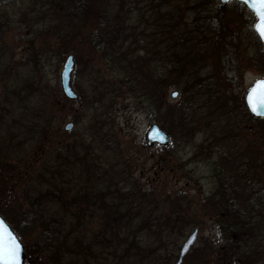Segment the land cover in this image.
Masks as SVG:
<instances>
[{
    "label": "rangeland",
    "instance_id": "374dc122",
    "mask_svg": "<svg viewBox=\"0 0 264 264\" xmlns=\"http://www.w3.org/2000/svg\"><path fill=\"white\" fill-rule=\"evenodd\" d=\"M204 1L207 0L187 3L198 4L196 11L200 16L213 15L218 0L215 3L208 0L207 7L200 4ZM34 3L36 0H0L1 136L10 138V129L5 126L11 119L9 113L17 117L22 103L31 94L25 85L24 92L20 81L28 79L30 85L34 82L33 90L37 97H44L43 104L52 117V128H49L52 136L58 134L67 142L84 139L87 143L92 138L101 137L106 142V136L114 137L112 143L117 145L116 154L112 153L107 162L102 159L101 163L105 167L113 166L115 170L124 163L130 165L129 178L132 177L142 192L152 193L157 202L156 206L146 202V208L133 220L135 230L146 225L148 217L155 219L151 222L157 224L150 232L139 234L142 248L138 252L125 257L113 252L110 247L94 249L88 264H173L181 244L194 229L198 230L197 240L183 264H264V216L257 217L256 209L251 211L258 207L257 210L261 208L260 213L264 214V120H248L243 103L249 87L256 80L264 79V55L245 29L250 18L238 13L232 5L226 6V19L232 21L227 39L230 36L236 42L227 56L216 59L220 53H215L214 60L203 65L201 71H198L201 68L194 70L188 79H196L195 82L202 80L199 86H207L202 92L194 86L191 91L195 93L188 98L190 107L185 109L184 119L174 121L172 114L184 99L180 90L170 88L161 97V108L155 111L151 107L152 102L145 96L123 93L115 71L117 65L102 57L99 49L90 50L87 46L76 47L75 56L79 58L73 57L70 87L77 99L67 100L60 88V73L66 58L73 56V52L66 50L68 46H65L62 50L66 52L50 53L55 56L38 55L37 65H34L40 39L38 29L42 22L23 18L24 11L34 19L35 13L42 10L35 8ZM4 15L10 21L9 26L1 23ZM45 20L54 25L50 18ZM204 37L207 44L209 37ZM45 40L49 41L44 46H53L52 38ZM138 54L145 55L142 50ZM191 91L188 90L187 94H193ZM173 93H177L176 98H171ZM69 123L73 124V128L65 132L64 127ZM154 124L165 128L161 129L170 140L166 148L145 146L144 134ZM100 145L95 146L104 149ZM97 147L94 152L99 156L101 153ZM46 152L45 147L38 148V152L31 147L25 158L40 165L42 155L44 158L47 156ZM228 171L238 186L252 191L246 214L239 221L243 223L250 219V231L243 241L236 239L230 243L234 249L242 248L237 251L238 254H224L229 233L223 232L224 227L200 207L202 199L217 187L216 173L227 172L229 175ZM13 179L20 184V179ZM121 180L118 187L125 192L132 181ZM19 184H16L17 190H20ZM2 194V208L6 201L11 203V207L14 202L26 208L21 194L18 200L8 192ZM40 204L41 210L54 208L47 211L48 216L58 217L54 214L57 208L54 203ZM12 209L15 210L16 206ZM94 216L91 220L82 219V222L89 221L88 228L96 236L102 233V223ZM42 234L38 230L33 235L24 236V239L19 236L24 247L25 264H44L45 258L40 259L35 249V237ZM258 256L262 261L257 260Z\"/></svg>",
    "mask_w": 264,
    "mask_h": 264
},
{
    "label": "trees",
    "instance_id": "16d2710c",
    "mask_svg": "<svg viewBox=\"0 0 264 264\" xmlns=\"http://www.w3.org/2000/svg\"><path fill=\"white\" fill-rule=\"evenodd\" d=\"M209 1L215 3L217 0ZM187 2L36 0L34 7L42 10L35 13L34 19L29 18L30 14L26 11L23 14L26 20L42 22L38 29L40 39L34 65H37L38 55L51 56V52L57 55L66 52L62 50L65 46H68L66 50L73 52L74 59L79 58L75 56L76 47L99 49L102 57L109 58L113 65H117L115 71L123 93L145 96L152 102L151 107L155 111L161 108V97L170 88L180 90L184 96L183 103L174 110L176 112L172 117L174 121L183 120L185 109L190 107L188 98L195 93L191 90L196 86L198 92H202L207 86L202 88L199 86L202 80L195 82L196 79L188 78L194 70L201 68L198 70L201 71L203 65L209 60L213 61L215 53H220L216 59L227 56L236 42L230 36L227 39L232 25L231 19H226L228 7L217 5L213 15L200 16L196 11L198 4L188 5ZM200 4L207 7L209 2L207 0ZM232 6L238 13L250 18L245 29L260 48L252 34L251 14L240 4L233 3ZM46 17L54 25L48 23ZM1 23L10 25L5 15ZM206 35L209 44L204 43L207 41ZM44 36L46 38H41ZM49 38L54 40L53 46H44L49 41L45 39ZM141 50L145 55L138 54ZM20 81L22 89L24 85L29 87L31 94L22 103L17 117L8 112L11 119L5 126L10 129V138L0 134V194L8 192L18 197L17 200L21 194L26 208L13 202L12 207L16 206L14 210L11 203L6 201L3 202L4 208L0 203V216L18 238L24 239V236L42 231L41 237H35V249L40 259L45 258L44 264H88L90 253L99 248L110 247L113 252L125 257L138 252L142 248L139 234L142 231L150 232L157 224L151 222L155 219L148 217V223L135 230L133 220L146 208V202L153 206L157 202L152 193L142 192L132 177L129 178L130 165L124 163L115 170L113 166L105 167L101 163L102 159L107 162L108 156L115 152L117 145L112 143L114 137L106 136V142L101 137L92 138L87 143L84 139L67 142L58 134L52 136V117L43 104L44 97H37L34 93V82L30 85L28 79ZM188 90L193 94H187ZM246 115L248 120L255 121ZM160 128L165 129L163 126ZM99 144L104 149L95 146ZM31 147L35 152H38V148H47V156L44 158L42 155L40 165L25 158ZM95 147L102 156L95 155ZM226 173H216L217 187L202 199L200 207L224 227L223 232L229 233L224 254H238L237 251L242 248L234 249L230 243L236 239L243 241L250 231V219L243 223L239 221L246 214L252 191L238 186L230 171L229 175ZM13 177L20 179V184ZM121 179L132 181L125 192L118 187ZM16 184H19L20 190H17ZM38 188L41 190L38 191ZM42 202L54 203L57 207L54 214L58 217L47 215V211H53L52 207L41 210ZM255 209L257 217L264 216L260 213L261 208L257 210L258 207H254L251 211ZM94 215L102 223V233L96 236L88 228L89 221L82 222V219H93ZM260 259L258 256L257 260Z\"/></svg>",
    "mask_w": 264,
    "mask_h": 264
},
{
    "label": "water",
    "instance_id": "95a60500",
    "mask_svg": "<svg viewBox=\"0 0 264 264\" xmlns=\"http://www.w3.org/2000/svg\"><path fill=\"white\" fill-rule=\"evenodd\" d=\"M232 1H236L237 3L244 5L242 3V0H219V4L221 6H227ZM244 6L247 8V10L252 14V16L255 19L254 25L252 27V31H253L254 35L256 36V38L258 39L259 43L264 47V39H262L260 37L259 32L256 30V27H255V24L257 22V18L255 16V13L250 6H248V5H244ZM73 65H74L73 56L70 55L66 58V60L63 64L61 73H60V88H61L63 96L69 101H75L77 99L76 94L72 91V89L70 87V75H71V72L73 69ZM256 82L245 93L244 106H245L247 112L249 113V115L253 119H264V111H262L260 115H257L251 111V109L248 105V99H247L248 93L253 87L256 86ZM176 97H177V93L175 96L173 94H171V98H176ZM72 128H73V124L69 123L64 127V131L70 132L72 130ZM169 142H170V140H169L168 136L157 125H151L146 130V132L144 134V143H145V146L147 148H151L154 145H158L162 148H166L169 145ZM0 220H2L6 224V222L1 217H0ZM8 228L10 229L9 226H8ZM197 236H198V230L194 229L186 237V239L184 240V242L182 243V245L179 249L177 261L175 264H182L183 259L185 258V256L188 254V252L190 251V249L193 247L194 243L196 242ZM24 259H25L24 258V248L21 244V264H25Z\"/></svg>",
    "mask_w": 264,
    "mask_h": 264
},
{
    "label": "snow or ice",
    "instance_id": "6c2138e0",
    "mask_svg": "<svg viewBox=\"0 0 264 264\" xmlns=\"http://www.w3.org/2000/svg\"><path fill=\"white\" fill-rule=\"evenodd\" d=\"M242 3L253 9L257 18L256 30L264 39V0H242ZM173 95L175 96L176 93ZM247 99L253 113L260 115L264 111V79L256 82V86L249 91ZM0 264H21V242L2 220H0Z\"/></svg>",
    "mask_w": 264,
    "mask_h": 264
},
{
    "label": "flooded vegetation",
    "instance_id": "af4514ba",
    "mask_svg": "<svg viewBox=\"0 0 264 264\" xmlns=\"http://www.w3.org/2000/svg\"><path fill=\"white\" fill-rule=\"evenodd\" d=\"M233 3H236V2H231L230 4H229V6H231ZM238 4V3H237ZM219 5V4H218ZM219 6H221V5H219ZM253 20V23H254V19H252ZM253 25V24H252ZM252 29V28H251ZM253 34V33H252ZM254 35V34H253ZM260 49H261V51L263 52V50H264V48H262V47H260ZM263 49V50H262ZM261 79V78H260ZM244 103V102H243ZM186 239V238H185ZM184 242V241H183ZM182 245V244H181ZM194 245H195V243H194ZM193 245V246H194ZM180 249V248H179ZM191 250V249H190ZM178 253H179V250H178ZM178 253H177V256H176V259H175V262L173 263V264H175L176 263V261H177V257H178ZM189 253V252H188ZM186 257V256H185ZM184 260V259H183ZM25 263H26V259H25ZM182 264H183V262H182Z\"/></svg>",
    "mask_w": 264,
    "mask_h": 264
}]
</instances>
